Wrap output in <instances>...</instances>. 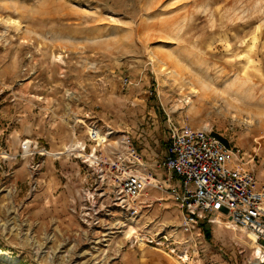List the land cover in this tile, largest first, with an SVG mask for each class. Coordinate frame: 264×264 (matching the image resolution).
<instances>
[{
  "label": "rangeland",
  "instance_id": "1",
  "mask_svg": "<svg viewBox=\"0 0 264 264\" xmlns=\"http://www.w3.org/2000/svg\"><path fill=\"white\" fill-rule=\"evenodd\" d=\"M83 120L129 132L159 176L170 126L206 125L264 177V0H0V264H254L246 232L186 229L158 189L122 232L81 224Z\"/></svg>",
  "mask_w": 264,
  "mask_h": 264
},
{
  "label": "built area",
  "instance_id": "2",
  "mask_svg": "<svg viewBox=\"0 0 264 264\" xmlns=\"http://www.w3.org/2000/svg\"><path fill=\"white\" fill-rule=\"evenodd\" d=\"M82 122L87 138L70 143L65 153L87 168L88 178L70 207L87 229L103 236L122 232L127 221L151 210L153 201H141V197L153 188L166 191L176 201L186 229L202 221L216 224L219 218L227 228L249 231L255 246L254 264H264V183L248 166L240 147L230 146L206 125L172 124L166 153L155 164L166 170V176H159L129 132L112 127L101 130ZM33 144L24 139L23 151L33 153ZM173 227L177 233L179 226Z\"/></svg>",
  "mask_w": 264,
  "mask_h": 264
},
{
  "label": "bare ground",
  "instance_id": "3",
  "mask_svg": "<svg viewBox=\"0 0 264 264\" xmlns=\"http://www.w3.org/2000/svg\"><path fill=\"white\" fill-rule=\"evenodd\" d=\"M216 221H217L216 224H220V225H223V226L226 227V225H224L219 218H216ZM231 229L237 230V227H234V228H231ZM239 230H241L242 232H246L247 236L252 240V235L249 233V231L245 230L244 228H239ZM134 232H135V227L133 225L129 226V229L127 230V233L131 234V233H134ZM244 237L245 236H242V235L240 236V238H244ZM254 253H255V250H254ZM182 257H183V259H186V255H183Z\"/></svg>",
  "mask_w": 264,
  "mask_h": 264
},
{
  "label": "trees",
  "instance_id": "4",
  "mask_svg": "<svg viewBox=\"0 0 264 264\" xmlns=\"http://www.w3.org/2000/svg\"><path fill=\"white\" fill-rule=\"evenodd\" d=\"M202 226L205 228V235H206V237L207 236H209L210 234H209V231H208V229L206 228V222L205 221H202Z\"/></svg>",
  "mask_w": 264,
  "mask_h": 264
},
{
  "label": "crops",
  "instance_id": "5",
  "mask_svg": "<svg viewBox=\"0 0 264 264\" xmlns=\"http://www.w3.org/2000/svg\"><path fill=\"white\" fill-rule=\"evenodd\" d=\"M257 177H258V176H257ZM258 180H259L260 183H262V184L264 183V177H260V176H259ZM181 212H182V211H181Z\"/></svg>",
  "mask_w": 264,
  "mask_h": 264
}]
</instances>
